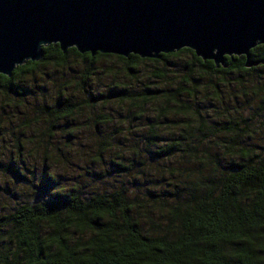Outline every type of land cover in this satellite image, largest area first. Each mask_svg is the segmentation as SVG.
<instances>
[{"label": "trees", "instance_id": "obj_1", "mask_svg": "<svg viewBox=\"0 0 264 264\" xmlns=\"http://www.w3.org/2000/svg\"><path fill=\"white\" fill-rule=\"evenodd\" d=\"M42 53L10 77L0 74V136L13 137L11 149L0 140V207L8 204L0 211V264H264V87L249 79L264 64L247 68L244 55H233L216 67L188 48L158 58L63 53L58 44ZM249 59L264 60V45ZM102 60L117 61L137 82L144 65L163 68L135 90L113 87L75 100L73 89L88 92ZM50 68L65 78L41 86ZM223 87L243 98L249 88L257 113L241 115L238 105L213 119L206 96L212 92L210 107L223 105ZM114 101L129 105L115 121L128 126L126 136L122 127L105 131L111 118L94 115L95 139L83 153L89 163L76 165L82 172L64 186L53 158L74 147L58 145V132L73 137L81 110ZM31 153L42 161L38 171Z\"/></svg>", "mask_w": 264, "mask_h": 264}, {"label": "water", "instance_id": "obj_2", "mask_svg": "<svg viewBox=\"0 0 264 264\" xmlns=\"http://www.w3.org/2000/svg\"><path fill=\"white\" fill-rule=\"evenodd\" d=\"M158 58L191 49L216 67L264 45V0H0V74L39 61L42 47Z\"/></svg>", "mask_w": 264, "mask_h": 264}, {"label": "rangeland", "instance_id": "obj_3", "mask_svg": "<svg viewBox=\"0 0 264 264\" xmlns=\"http://www.w3.org/2000/svg\"><path fill=\"white\" fill-rule=\"evenodd\" d=\"M186 58L185 55H182L176 59L172 60V63L180 67L181 63ZM98 72L95 74V76L89 81L90 87L88 92H77L75 89H73L74 96L73 98L75 100L83 101L86 99V97L92 93V92H103L106 93L110 90H113V87L120 88V87H128L129 89L135 90L137 88H140L144 85V83H148L149 79L152 77L153 73L156 72V70H160L163 68L162 65H144L141 68V74L139 76L140 80L137 82L134 78L127 76L123 74L122 72V66L115 60H102L97 64ZM81 71V66L78 62H76V72L74 75H78ZM254 76L252 78H249L251 82L260 81V85L264 87V69L260 71V73H253ZM65 71L60 69H47L43 71V75L41 74V78H38V83L41 86L48 87L49 84L46 83L47 79L54 78L55 81H58L59 78L64 77ZM261 75V78L259 77ZM65 78V77H64ZM40 86V87H41ZM235 89V97L231 96L229 94V90L225 87L222 88V96H223V105L224 102L228 103L229 105L226 106V108L219 104H215L216 107H210L209 101L212 98V92H208V96H206V110H209L210 113H213V119H224L225 113H227L229 110H233L232 108H238V105L240 108H242L241 115L244 116H251L256 112L257 108V97H254L252 95L249 88H246L245 92L248 94L246 97L243 98V93L240 89ZM245 89V88H244ZM41 88L37 89L36 91H40ZM43 91H40V94L37 96L39 98V101H42L43 98L41 97ZM47 93H51V89H47ZM244 99L248 100L250 103L248 105H245ZM34 101V97L32 96L30 98V102ZM235 101H238L236 104H234ZM129 108V105L125 104H119L116 101L107 103L104 105H98L94 108L85 107L76 117L75 123L73 124L72 128L76 130V133L73 137H65L64 132L59 131L58 136V145H60L62 148V143H67L74 147V150L71 151L73 153L66 155V158H57L54 157L53 161L55 162L57 172L59 173V178L61 180V183L64 186H69L73 184L74 182V173L79 172L81 173V168H77L76 165H81L83 167L84 160H86L88 163V158H84L83 153L87 151V145L90 144L95 139V128L96 126L91 122L92 117L96 114L106 115L111 118V122L104 125L105 131H111L115 128V121L121 116L125 115V112ZM211 109V110H210ZM213 111H218V113H214ZM30 111H27V113ZM24 113L21 112L18 116L24 117ZM137 114V113H136ZM18 120V119H17ZM145 120V119H144ZM222 120H218L221 123L218 125V128L221 127V124L224 122ZM19 123V120H18ZM136 124L138 127L141 125L139 122H132L130 125ZM40 127L41 129L44 128V125L41 126H35ZM119 127H122L123 135L127 133L126 129L128 128L127 125H120ZM119 127H116L115 129L118 130ZM255 140H259L258 137L254 138ZM0 140L2 142V145H6L8 149H11L13 145V137L12 135H8L5 140H2V137L0 136ZM124 140V138H123ZM65 152V150H64ZM30 157V167L32 168V164L35 162L38 165V168L36 171L39 170V167L42 165V161L40 157L34 153L27 154ZM73 161L72 165L66 162V160ZM81 159V161H80ZM19 197V196H18ZM2 207H0V211H3L7 209L8 204L7 202L2 201Z\"/></svg>", "mask_w": 264, "mask_h": 264}]
</instances>
